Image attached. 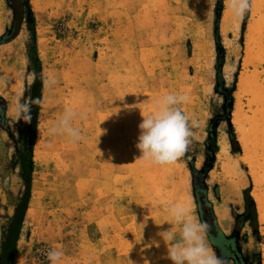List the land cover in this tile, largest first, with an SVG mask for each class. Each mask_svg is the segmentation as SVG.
<instances>
[{"label": "rangeland", "instance_id": "obj_1", "mask_svg": "<svg viewBox=\"0 0 264 264\" xmlns=\"http://www.w3.org/2000/svg\"><path fill=\"white\" fill-rule=\"evenodd\" d=\"M217 5L16 0L14 27L9 0H0V75L9 81L0 87V256L4 231L26 199L18 155L25 151L24 121L16 119L15 103L19 97L31 103L38 81L30 52L34 29L43 94L15 264H50L47 253L57 246L66 254L64 264H170L168 246L157 243V233L171 224L170 203L188 204L209 225L219 250L210 234L209 241L227 264H264V0H251L238 24L225 0L218 22ZM217 32L225 51L220 86L235 89L233 129L218 127V150L208 160V127L224 103L216 93ZM50 74L58 80L52 90L44 84ZM168 92L189 96L182 111L200 127L175 163L139 161L141 112L147 115ZM69 107L78 114L74 126L82 140L73 144L58 136L49 143L47 129ZM248 190L257 204L258 230L253 222L236 225ZM210 211L230 220V232L221 229L229 243L219 245Z\"/></svg>", "mask_w": 264, "mask_h": 264}, {"label": "clouds", "instance_id": "obj_2", "mask_svg": "<svg viewBox=\"0 0 264 264\" xmlns=\"http://www.w3.org/2000/svg\"><path fill=\"white\" fill-rule=\"evenodd\" d=\"M231 19L235 24L242 21L251 10V0H225ZM9 81L0 75V87H7ZM45 87L54 89L58 84L55 75L50 74L44 80ZM183 92H168L158 97L151 105L147 115L139 124V136L136 144L140 152L139 161L153 165H169L182 158L188 150L195 133L193 128H199V121L184 114L182 106L189 100ZM147 102L140 103L145 105ZM32 105L23 97L15 103L17 120L31 122ZM140 109V108H139ZM141 111V110H140ZM77 113L67 108L59 119L47 129L45 135L48 142L51 138L65 137L70 143L82 140V131L74 126ZM171 218L168 228L157 233V243L164 242L167 247V259L170 264H227L218 256L212 247L208 234L210 227L199 220L186 203H170L165 205ZM50 264H64L66 254L62 247L57 246L47 253Z\"/></svg>", "mask_w": 264, "mask_h": 264}, {"label": "trees", "instance_id": "obj_3", "mask_svg": "<svg viewBox=\"0 0 264 264\" xmlns=\"http://www.w3.org/2000/svg\"><path fill=\"white\" fill-rule=\"evenodd\" d=\"M16 0H9V5L11 6L12 10L14 11V22L13 25L19 24L18 23V9L15 6ZM224 0H218L217 10H216V17L217 21H220L221 17V9L223 7ZM28 13L30 15L31 23L34 24V15L32 12L31 7H29ZM33 34V43L30 46V52H31V62H36L39 66V72L37 73L38 81H36L35 85L33 86V89H30V100H31V122H23L22 128H21V138L24 139L25 142V151L24 153H18L21 158V177L24 180L26 186H27V192H26V199L24 201L23 205H20L17 209V212L14 216V218L11 221L10 227L5 229L4 231V241H3V247H2V255L0 256V264H15V256L17 253V240H18V234L16 235L17 231H20L22 221L24 220L26 210H27V203H28V195L30 193V183H31V177L33 173L34 163H33V148L34 143L37 135V127H38V105L42 100V73L40 71V61L38 58V52H37V42H36V32L34 29H32ZM16 37V35L14 36ZM217 42L219 47V56H218V65L220 66L218 68V83L216 87V93L220 95L223 98V105L222 109L219 113L210 121L209 127H208V138L206 141V156L209 160L210 158H214L218 147H217V138H218V127L222 123H226L229 125L231 129H233L232 125V113L234 111V92L235 89H222L220 86V82L223 81L222 78V67L224 65L225 61V51L222 47L219 39V35L217 32ZM37 101V104H36ZM230 140L233 145L237 144V139L235 137V134L232 132L230 133ZM210 215L212 216L216 230L218 232V243L219 245L227 244L229 243L231 239L225 235V233L221 230L219 225L217 224V219L212 211H210ZM259 215H258V209L257 204L253 197L251 196V191L248 190V192L245 193V211L242 215H238L235 217L236 225L239 227H242L243 224H246L247 222H253L254 229L258 230L259 227ZM210 238L212 240L213 247L218 251V246L216 245L215 239H213L212 233L209 231ZM217 243V244H218Z\"/></svg>", "mask_w": 264, "mask_h": 264}, {"label": "bare ground", "instance_id": "obj_4", "mask_svg": "<svg viewBox=\"0 0 264 264\" xmlns=\"http://www.w3.org/2000/svg\"><path fill=\"white\" fill-rule=\"evenodd\" d=\"M54 101V100H53ZM52 101V102H53ZM59 101V100H58ZM49 104V103H48ZM59 104V102L57 103V105ZM52 105V103L50 104ZM66 105V104H65ZM52 107V106H51ZM65 107V106H64ZM66 108V107H65ZM49 111V110H47ZM238 112V111H236ZM47 114V113H46ZM49 114V113H48ZM237 114V113H236ZM238 116V115H237ZM49 118V117H46V119ZM238 120V119H237ZM217 219H218V223L221 227V229L225 232V233H228L230 232L231 228H232V224L230 222V220L226 217V216H222V215H219V212L217 214Z\"/></svg>", "mask_w": 264, "mask_h": 264}]
</instances>
